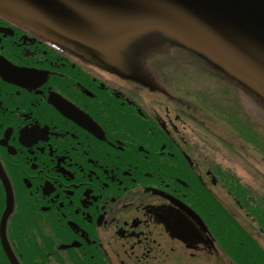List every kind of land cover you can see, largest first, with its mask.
<instances>
[{
	"label": "flooded vegetation",
	"instance_id": "obj_1",
	"mask_svg": "<svg viewBox=\"0 0 264 264\" xmlns=\"http://www.w3.org/2000/svg\"><path fill=\"white\" fill-rule=\"evenodd\" d=\"M63 53L60 42L0 16V57L47 73L45 79L25 73L20 84L0 75V264H192L187 252L201 244L173 238L159 222L167 201L145 190L157 185L146 162L153 151H167L170 162L169 150L177 149L193 165L179 114L124 117L125 95L107 96L94 78L75 74ZM0 67L10 75L4 60ZM51 90L89 114L102 136L64 115ZM130 139L141 140L140 147ZM163 177L174 185L171 175ZM196 177L202 184L216 180L209 169ZM184 201L196 209L195 195ZM178 214L191 220L180 208Z\"/></svg>",
	"mask_w": 264,
	"mask_h": 264
},
{
	"label": "water",
	"instance_id": "obj_2",
	"mask_svg": "<svg viewBox=\"0 0 264 264\" xmlns=\"http://www.w3.org/2000/svg\"><path fill=\"white\" fill-rule=\"evenodd\" d=\"M0 8L97 54L129 28L164 27L264 89V0H0Z\"/></svg>",
	"mask_w": 264,
	"mask_h": 264
},
{
	"label": "rangeland",
	"instance_id": "obj_3",
	"mask_svg": "<svg viewBox=\"0 0 264 264\" xmlns=\"http://www.w3.org/2000/svg\"><path fill=\"white\" fill-rule=\"evenodd\" d=\"M141 36L142 35H140L133 42H128L121 49L120 56L122 57V61L125 67L132 74V76L134 78H140L139 85L148 86L146 88V92H144L143 86L144 94L146 96H149L150 99L154 98L163 102L169 101L179 107H186L187 105L194 106L195 108L199 106H205L208 100L207 97H204L200 102L194 101V89L196 88V86L204 84V82H201L199 80L198 75L202 74L201 71L196 67V61H189L186 64L171 63L167 61L160 66L159 61H155L152 65H148L147 63L134 56H132V59L128 58L127 55H131L130 51L135 50L136 43ZM141 43L144 42L141 41ZM161 49L167 52L170 51L168 45H165L164 43ZM144 52H150V50L145 48ZM193 65H195V75H191L194 72ZM152 66H155L157 69L153 68ZM255 175L257 176V178L260 177L258 172L255 173ZM261 176H264L263 173L261 174ZM260 182L261 184L264 183L263 180H260ZM244 189L247 191L248 195L252 193V191H250L249 189ZM257 194L264 195V188L256 189V194L254 195L255 202H260V208H264V197H259ZM255 213L257 216H260L263 211L257 210ZM254 227L257 228V224L255 222ZM253 229L255 228H252V230H249L248 232H254ZM255 236L258 239L257 243H259V245L264 249V236L257 231H255Z\"/></svg>",
	"mask_w": 264,
	"mask_h": 264
}]
</instances>
